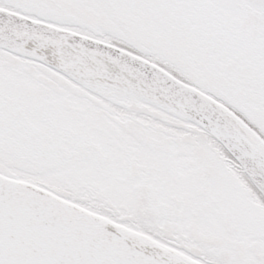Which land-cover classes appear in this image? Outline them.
I'll return each mask as SVG.
<instances>
[{
	"label": "snow or ice",
	"instance_id": "6c2138e0",
	"mask_svg": "<svg viewBox=\"0 0 264 264\" xmlns=\"http://www.w3.org/2000/svg\"><path fill=\"white\" fill-rule=\"evenodd\" d=\"M0 264H264V0H0Z\"/></svg>",
	"mask_w": 264,
	"mask_h": 264
}]
</instances>
